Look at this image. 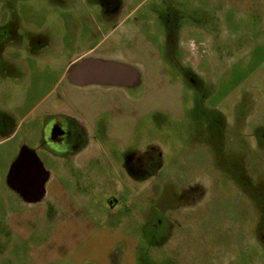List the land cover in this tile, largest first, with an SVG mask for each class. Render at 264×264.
Returning a JSON list of instances; mask_svg holds the SVG:
<instances>
[{
    "label": "rangeland",
    "instance_id": "1",
    "mask_svg": "<svg viewBox=\"0 0 264 264\" xmlns=\"http://www.w3.org/2000/svg\"><path fill=\"white\" fill-rule=\"evenodd\" d=\"M125 4L127 56L140 80L115 96L137 103L105 117L114 135L132 141L99 138L109 168H69L63 177L73 201L94 216L93 234L85 239L77 233L84 226L74 227L69 242L93 262L264 264L257 233L264 230V0ZM106 21L101 0H0L2 174L24 145L43 144L46 125L58 116L44 110L65 92L63 63L101 39ZM17 38L27 50L30 40L41 43L33 54L16 52ZM86 125L91 134L103 131ZM150 148L160 150L172 176L152 179L145 190L116 191L125 179L115 163ZM196 186L205 195L181 200ZM7 226L1 217L0 264H25L28 245L13 241Z\"/></svg>",
    "mask_w": 264,
    "mask_h": 264
},
{
    "label": "crops",
    "instance_id": "2",
    "mask_svg": "<svg viewBox=\"0 0 264 264\" xmlns=\"http://www.w3.org/2000/svg\"><path fill=\"white\" fill-rule=\"evenodd\" d=\"M125 5V0H122L120 9L115 14L104 12L107 20L104 36L67 59L62 66L64 75L81 60H90L94 65H101V67L106 63L114 62L137 70L136 61L127 56L126 31L131 25L126 24V16L122 15ZM136 73L137 79L130 86H109L101 83L79 87L69 82L64 84L65 94L58 93L59 98L57 97L44 110V113L64 115L74 120L83 132L82 141L75 149L60 151L55 145L49 143L50 137L48 135L45 137L44 134L41 148L24 145L18 154L16 153L7 161L3 174L0 170V218L2 217L8 224V234L13 241L20 237L27 243V250L23 253L26 255L25 264H111L93 262L88 256L89 252L82 251L78 245L73 246L72 242H69L73 235H77L73 234L74 227L84 226L83 231L77 233L82 234L85 239L93 234L94 230L91 229L94 216L93 211L87 209L86 203L73 201L62 180L69 174V168L92 171L93 174L100 167L109 168L105 157L106 152L100 150L102 140L99 138H126L128 142L132 141L131 137L114 135L111 124L106 121L105 116L118 109V106H121V110L122 105H126L128 101L137 103V100L131 98L115 96V92L122 94L126 91L122 88H132L139 84L138 70ZM69 93L72 95L70 96ZM76 114H79L80 118L76 117ZM86 122H90L94 128L102 129V133L91 134ZM53 125V122L48 123L46 131L52 129ZM29 139L32 140V138ZM56 139L52 138L53 141ZM145 151L146 149L134 152ZM156 152L161 160L160 150L157 149ZM44 157L51 160V167L45 165ZM114 167L121 171L125 179V184L120 181L115 182L116 191L119 192H125L130 188L145 190L152 179H157L165 173L168 176L173 174L170 169L166 170L163 163L156 172H151L144 177L131 175L126 164L115 163ZM36 235L39 236V244L36 242L31 246V239ZM65 239L69 240L65 241Z\"/></svg>",
    "mask_w": 264,
    "mask_h": 264
},
{
    "label": "flooded vegetation",
    "instance_id": "3",
    "mask_svg": "<svg viewBox=\"0 0 264 264\" xmlns=\"http://www.w3.org/2000/svg\"><path fill=\"white\" fill-rule=\"evenodd\" d=\"M121 1L122 0H101L104 12H106L108 14H115V12H117L120 9ZM9 30H12V28H9ZM20 41L21 40L18 38L15 40H11L12 49H14L16 52H18L24 48ZM39 42L40 41H36L33 39L30 40L28 50L25 48V49H23V51H26L28 53L32 52L33 49H36ZM33 53L34 52H32V54ZM171 56H172V59H174L175 55H171ZM184 58L186 59V57L182 55L181 59H183V61L185 62ZM82 61H85V60H81L80 62L76 63L67 71V73L65 74L67 82L73 84L74 86H79V87H89V86H92L95 84H101L99 82L100 78H101V75H100L101 73H97L95 75V77L93 76L94 80L97 82L87 84V85H83V86L78 85L74 81L71 80L70 72ZM86 61L90 62V60H86ZM183 73H184V76H187L191 81H194L191 73L187 74L186 71L185 72L183 71ZM106 85L118 86V85H111V84H106ZM53 120L54 119L49 121L50 124H51V122H53L54 125H53L52 129L49 130L50 131L49 134L47 133V131L45 132V137L48 135L50 138H57L56 141H54V144H56V148H58L60 151L61 150L67 151L70 148L75 149L78 146V144L80 143V141H82L81 138H83V132H82L81 128L77 125V123L74 120H72L69 117L64 116V115L58 116L57 118H55L54 121ZM128 159H129V162H127L126 168H127L128 172L131 175H134L135 177H144L151 172H156V170L161 165V163H160L161 161L159 159V154L156 152V150H154V149L152 150L151 148L146 150L145 152H141V153L133 152ZM199 192H201V195L203 193H204L203 195H205L206 189H203L202 187H199V186L193 187V188H191V190L189 192H186L183 195V198L181 200H185L186 202L194 201L193 198L197 194H199ZM257 233H258L259 237L261 238V240L264 242V230L261 231L259 229V230H257Z\"/></svg>",
    "mask_w": 264,
    "mask_h": 264
},
{
    "label": "water",
    "instance_id": "4",
    "mask_svg": "<svg viewBox=\"0 0 264 264\" xmlns=\"http://www.w3.org/2000/svg\"><path fill=\"white\" fill-rule=\"evenodd\" d=\"M97 73H101L99 82L103 84L130 86L134 84L137 79L136 71L130 66L109 62L101 67V65L96 66L91 61L89 62L86 60L79 63L70 72V78L76 84L83 86L97 82L94 80Z\"/></svg>",
    "mask_w": 264,
    "mask_h": 264
}]
</instances>
